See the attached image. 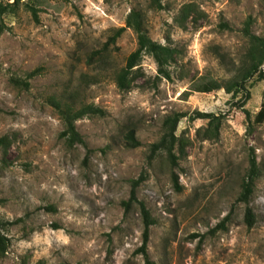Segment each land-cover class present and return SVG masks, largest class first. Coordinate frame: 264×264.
Here are the masks:
<instances>
[{
	"label": "rangeland",
	"instance_id": "obj_1",
	"mask_svg": "<svg viewBox=\"0 0 264 264\" xmlns=\"http://www.w3.org/2000/svg\"><path fill=\"white\" fill-rule=\"evenodd\" d=\"M160 2L0 0V231L8 237L0 264H145L136 250L139 206L121 204L139 177L155 264H264V61L263 76L245 83L243 105L242 92L190 86L236 73L245 61L242 27L248 21L264 33V0ZM131 8L153 40L176 51L168 77L144 52L119 88L116 74L137 45L126 25ZM55 100L103 109L75 121L83 143L61 135ZM175 112L185 115L173 163L167 147L151 152V144L170 139L164 119ZM130 129L136 146L127 144ZM250 157L257 174L246 203L237 197Z\"/></svg>",
	"mask_w": 264,
	"mask_h": 264
},
{
	"label": "trees",
	"instance_id": "obj_2",
	"mask_svg": "<svg viewBox=\"0 0 264 264\" xmlns=\"http://www.w3.org/2000/svg\"><path fill=\"white\" fill-rule=\"evenodd\" d=\"M150 4L153 7L160 8V0H150ZM33 14L35 10L33 7ZM126 25L131 27L136 32L137 45L136 47L128 53L126 56L124 66L116 74V83L119 88H124L127 85L128 75L131 73L133 67L140 61V58L144 52L150 53L157 65L158 74L168 77V65L174 58L176 49L170 45L163 44L156 40H153L146 32L142 13L139 9L131 8L129 13L126 16ZM120 30V29H119ZM118 30V31H119ZM244 35L247 37V45L245 48L244 56L245 61L238 67L236 73L226 80H219L212 76H205L197 80H193L190 84L191 90L200 91V92H209L215 89L224 87L227 92H231L233 96H236L238 92L244 94L243 98L240 100V105H243L244 102L249 98V91L245 87V83L250 79L254 74H258V77H262L260 65L264 61V33L255 34L250 31L249 22L247 21L242 27ZM55 108L57 109L63 124L64 128L61 131V135L64 136L65 141L68 145H73L74 143H83V137L76 128L75 121L82 117L85 114H102L103 109L95 106L91 103H82L79 106H75L70 102H60L55 100L53 102ZM183 112H175L170 116H167L164 119V124L167 126L166 135L170 136V139L166 140L165 135L161 136L159 140L151 144V152H154L157 149L167 147L168 154L170 156L171 162H175V155L171 150L172 141L174 140V131L178 120L184 116ZM194 117H211L213 114L209 112L195 111ZM212 118L209 119L211 122ZM127 144L130 146H136L138 140L135 138L133 131L130 129L126 133ZM0 142H3V138H0ZM257 174V166L254 157L249 159V170L247 175L242 179L241 191L237 197L238 200L244 201L247 203L250 194L253 190L254 178ZM140 178L132 179L130 194L127 199L121 200V204L124 207V210L127 211L133 202H136L139 206L143 229L141 232V244L137 247V251L141 252L145 264H155L152 261L147 252V242L149 239V225L152 223V218L150 212L144 202L137 198L136 196V186L140 181ZM172 180L176 188H179L177 181V176L172 172ZM47 209H54L52 205H46ZM227 218L225 216L221 221H219L214 227L210 228V231H213L216 227H223L224 220ZM244 221L248 226H251L254 221V213L252 208L246 204L244 210ZM8 244V237L0 231V253H3Z\"/></svg>",
	"mask_w": 264,
	"mask_h": 264
}]
</instances>
